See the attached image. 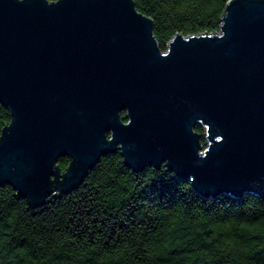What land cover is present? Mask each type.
<instances>
[{"label":"water","instance_id":"obj_1","mask_svg":"<svg viewBox=\"0 0 264 264\" xmlns=\"http://www.w3.org/2000/svg\"><path fill=\"white\" fill-rule=\"evenodd\" d=\"M0 101V181L33 206L117 149L205 196H264V0H228L219 32L166 49L135 0H0Z\"/></svg>","mask_w":264,"mask_h":264},{"label":"trees","instance_id":"obj_2","mask_svg":"<svg viewBox=\"0 0 264 264\" xmlns=\"http://www.w3.org/2000/svg\"><path fill=\"white\" fill-rule=\"evenodd\" d=\"M227 1L135 3L166 49L177 31L220 29ZM10 119L0 101V134ZM70 160L57 162L64 170ZM0 264H264V196H205L165 163L134 169L120 149L108 151L78 185L37 206L0 181Z\"/></svg>","mask_w":264,"mask_h":264},{"label":"rangeland","instance_id":"obj_3","mask_svg":"<svg viewBox=\"0 0 264 264\" xmlns=\"http://www.w3.org/2000/svg\"><path fill=\"white\" fill-rule=\"evenodd\" d=\"M214 31H216V32H219V29L218 30H214ZM200 123V125L202 126V129L200 130L201 132H202V135H203V138H204V140H202V142H203V144H204V146H206L207 145V137H206V132H205V129H206V125L203 123V122H199Z\"/></svg>","mask_w":264,"mask_h":264}]
</instances>
